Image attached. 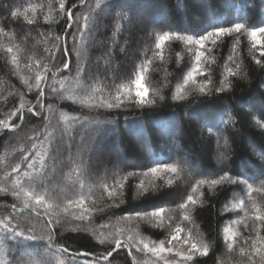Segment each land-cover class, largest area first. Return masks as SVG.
<instances>
[{
	"label": "trees",
	"instance_id": "16d2710c",
	"mask_svg": "<svg viewBox=\"0 0 264 264\" xmlns=\"http://www.w3.org/2000/svg\"><path fill=\"white\" fill-rule=\"evenodd\" d=\"M158 1L151 7L152 0H63L67 8L73 9L76 21L66 31L68 15L67 11L60 12L61 0H0V28L4 29L0 34V119L6 120L8 113L19 107L21 97L37 112L44 105L41 116L33 118L26 113L24 121L14 118L18 126L15 130H0V220L7 217L12 221L10 227L19 225L17 231L37 237L31 241L14 237L0 226V264H69L73 258L75 264H165V259L179 264L175 252L157 257L140 243L166 241L177 224L184 228V235L191 230L194 237L209 245V254L195 257L194 264H261V257L251 249L258 225L259 235L264 237V225L255 220L257 208L259 214H264V36L257 35L260 43L254 48L247 29L264 27V0ZM144 5L150 8L146 11ZM17 8L21 12L34 8V12H28L33 23L28 24L23 16L13 19L11 12ZM139 10L149 18L143 23L144 30L128 31ZM45 16L50 19L46 21ZM84 17L88 18L87 27L81 32ZM235 23L244 24L245 31L239 36L226 34L216 45L209 42L205 46L201 63L206 72H211L210 94L198 91L207 75L198 77L196 86L184 85L196 46L174 39L167 41L162 50L155 48L157 36L166 31L198 37L217 27L231 28ZM128 33L131 41L138 36L141 40L124 65L117 62L120 49L127 53V46L122 44ZM113 37L117 43L110 54L100 51L99 43ZM65 41L71 56L64 59L70 61L71 70H64L59 60L51 69H60L56 80L68 78L65 88L53 97L49 88L53 78L49 74L41 85L45 96L38 100L37 69L29 71L25 65L30 58L51 65L48 51L62 49ZM9 45L18 56L19 68L5 51ZM148 61L151 63L144 73V84L148 98L155 99V104L139 107L126 100L125 107L106 109L80 102L93 95L112 99L118 89L130 88L134 95L132 81ZM81 67L84 71L78 73ZM228 68L235 75H228ZM26 79L31 80L32 91L24 83ZM222 80L229 87L217 93L215 89L223 87ZM178 86H184L187 95L173 100ZM56 87L59 89V83ZM70 95L73 99L64 98ZM63 116L80 119L64 120ZM33 144L38 145L35 150ZM96 147L103 152V163L93 167L91 155ZM36 152L43 155V165L36 157V170L29 169L25 157L35 156ZM220 156L224 157L222 161ZM157 164L174 165L178 171L162 174L161 178L144 175ZM17 165L21 167L14 173ZM224 172L246 184L225 182L212 188L205 184L194 193L197 203L188 205L191 221H183L179 205L192 186ZM168 179L173 183L169 185ZM141 181L147 189L142 194L138 188ZM117 182L124 185L122 191L116 189ZM247 185L252 186L251 193ZM105 186L116 189L117 194L109 196ZM25 191L43 195L58 217L46 214L43 207L34 212L31 201L26 207ZM80 199L84 207L91 209L83 218L80 208L62 211L68 200ZM239 200L245 202L247 211H224ZM155 207L166 210L163 228L154 226L150 217H136V213H149ZM50 218L59 219L51 229L47 226ZM234 220L241 222L231 224L239 235L230 251L223 228ZM48 235L52 236L51 246L47 239H41ZM117 239L125 246L113 252ZM241 247L249 254L241 255ZM109 252L112 255L108 260H102ZM80 253L89 256L75 255Z\"/></svg>",
	"mask_w": 264,
	"mask_h": 264
},
{
	"label": "snow or ice",
	"instance_id": "6c2138e0",
	"mask_svg": "<svg viewBox=\"0 0 264 264\" xmlns=\"http://www.w3.org/2000/svg\"><path fill=\"white\" fill-rule=\"evenodd\" d=\"M83 2V0H82ZM99 6V5H97ZM29 10L35 11L34 8L31 9H25L23 12L20 11V9H15L11 12V17L13 19H17L20 16H23L24 19L28 22V24H32L33 20L28 18V12ZM67 11L68 15V29L66 31H70L72 28L73 23H76V21L73 19L74 12L72 8H67L63 0H61L60 3V12L64 13ZM50 16H45V20H49ZM87 17H84V24L80 27V31L82 32L84 28L87 27ZM245 31V25L241 23H235L231 28H225V27H217L213 31L206 32L204 35H199L198 37H194L192 35L188 36H181L176 32H163L162 34L158 35L155 42V48L157 50H162L164 44L167 41L170 40H183L187 45L196 46L195 47V55H194V61L193 66L191 70L187 73V75L184 77V85L192 84L193 86L197 85V78L203 77L205 75L208 76V79L204 82L199 84L198 91L201 94H210L209 88L211 85V72L210 70L206 72L205 67L202 65V59L205 55V46L207 43H212L213 45H216V43L219 41V39L226 34H237L239 36L240 33ZM248 35L252 38V40L255 42L253 44V47H256L257 43H260L257 40V35L260 34L264 36V27H250L247 29ZM0 34H4V29L0 28ZM237 43H239V40L237 39ZM0 47H3V45H0ZM233 48H235V45H233ZM6 53L10 56L11 62L16 65L17 68H19V59L18 56L14 53L13 47L11 45L7 46L5 49ZM57 53H59V57L57 56ZM158 56H160L161 59H163V56L160 52L157 53ZM262 55H264V50H262ZM48 56L52 59L53 63L51 65L45 64L40 60H36L34 62L31 61L30 63L25 65V67L31 71L32 68H36L37 71L35 73V88L39 92L38 100H41L45 96L44 89L41 87V85L44 83V81L48 78L49 74L53 78V83L49 85L50 93L53 97H57L60 95V91L65 88V81L68 80L67 77H63L60 80H56L57 72L60 71V69L57 68L56 72H52L51 69L55 67V64L57 60H59L60 63L63 64V69L70 71V61L64 59V57H70L71 52L68 49L65 41V46L61 48H57L56 52L48 51ZM179 58V57H178ZM151 61H148L146 64L141 65L139 70L135 74V79L132 81L133 85L135 86V92L133 95L132 89H118L116 95L112 99H105L103 95L100 97H95L94 95L91 97L85 96L84 99H82L80 102L82 104H87L88 107L93 108H106V109H113V108H122L125 107V101L127 100L129 103H134L136 106L143 107L145 105H153L156 103L155 99H149L148 98V89L144 84L145 75L148 71V64H150ZM257 63H260L258 60ZM84 69L78 68V73L83 72ZM228 75H235V73L232 71L231 68H228L227 70ZM21 79H24L21 77ZM24 83L28 86L29 91H32L33 85L30 79L24 80ZM59 83V89L56 87V84ZM223 87L216 88L215 91L217 93H220L224 91L229 85L225 83L223 80L221 81ZM95 91V89L93 90ZM157 96H159L160 100H163L164 97L160 96L159 93H156ZM187 95L186 89L184 86H178L176 89V93L173 95V100H182ZM66 99H73V97L67 96L64 97ZM41 112H37L35 108L33 107H27V105L24 102L23 97H21V103L19 107L13 109L8 113L7 119H0V130L5 131H12L15 130L18 126L14 122V118H19L21 121H24L27 116V114H30L31 117H39L43 113L44 105L41 104ZM49 108H51V105H48ZM45 120H48L49 117L45 116ZM62 119L64 120H73V121H79V117H67L63 116ZM264 127V125H261ZM38 147V145L33 144V149L35 150ZM36 157H39L41 164L43 165V155H41L40 152H36L35 156H27L25 157L27 163V167L29 169L36 170ZM264 159V156L261 157ZM21 165H17L16 168H13L14 173H18V170L20 169ZM178 171L177 167L174 165L169 164H157L155 167H151L147 170V172L144 173L145 176L151 175L153 177L161 178L162 174H176ZM25 175H29V173H25ZM131 175V174H130ZM124 179H127L125 177ZM169 185L173 183L172 179H168L166 181ZM245 183L244 180H238L237 178L232 177L228 172H224L222 175L218 176L216 179H203L198 180L195 185L192 186L191 193L187 195L186 200L179 205V208L181 210V218L183 221H191V216L187 214V208L188 205H195L197 203V199L194 196V193L198 191V189L202 188L205 184L209 185L210 188L215 187L216 185L222 184V183ZM17 184H20V181H16ZM124 185L122 183L117 182L116 189L122 191ZM153 189H155V185L152 186ZM106 190H108V187L105 186ZM138 188L141 190V194L147 189L145 188V185L143 181L138 185ZM249 193L253 191L251 185H247ZM116 189L108 190L109 196H115L117 194ZM14 195L19 196V192H14ZM202 195V193H201ZM24 196L27 198L25 206H29L28 202H34L32 205L33 211L36 212L40 207H43L44 212L46 214H51L52 216H57L58 213L54 211L53 205L46 202V199L43 195L37 194L32 191H25ZM15 207V206H13ZM59 207V206H57ZM80 208L82 209V217L83 214L90 213L91 209H88L84 207V200L80 199L77 201L68 200L66 205L63 207L62 211L64 213H67L69 211V208ZM253 208H256L255 204H253ZM236 209H241L244 211H247L245 207V202L243 200H239L232 204L231 208L228 206L225 207L224 211H235ZM165 208L163 207H155L151 212L149 213H136V217L139 220H143L146 217H150L155 223L154 226L156 227H165ZM257 215L255 216V220L259 221L261 225H264V214H259V209H256ZM170 219V218H168ZM241 221L234 220L229 222V224H226L223 228V234H224V240L227 245V248L231 251L234 249V246L236 244L237 237L239 233L235 231L231 224H238ZM12 221L5 217L3 220H0V226H3L4 229L9 232L14 237L23 238L26 240H35L37 237L32 234L25 235V232L23 230L17 231L16 229L19 227V225H15L10 227ZM55 223H59V219H56L55 221L53 219H49L47 226L51 229L54 227ZM169 228H171V225H167ZM102 227H106V225H102ZM259 225L257 226V236L256 239L252 242V253L259 255L261 257V264H264V237H260L259 235ZM29 233H31V229L28 230ZM131 238V237H130ZM41 239H47L49 246L52 245L53 240L52 236L48 235L47 237H41ZM141 244H143V249L153 253L157 257H162V254L165 253H173L175 252V255L180 257L179 264H186V262H193L194 264V258L197 256L205 257L209 254V245L206 242H203L200 239H197L194 237L191 233V230L188 231L187 235H184V228L181 227L179 224L176 225L175 228H171L169 237L166 241H160V242H154L151 245L148 243H145L143 240L140 241ZM116 248L113 249V252H115L117 249L124 247L125 245L119 240H115ZM58 251L67 252V249H58ZM131 254V252H130ZM240 254L241 255H248L249 253L247 250L243 247L240 248ZM75 255H87L84 253L75 254ZM112 255V252H109L106 256L101 257L102 260L107 261L108 257ZM69 264H75V258H73ZM165 264H177L176 261L165 259Z\"/></svg>",
	"mask_w": 264,
	"mask_h": 264
},
{
	"label": "rangeland",
	"instance_id": "374dc122",
	"mask_svg": "<svg viewBox=\"0 0 264 264\" xmlns=\"http://www.w3.org/2000/svg\"><path fill=\"white\" fill-rule=\"evenodd\" d=\"M157 2L159 3L158 0H152L151 7H153L154 5L157 6L158 5ZM140 3H141V1H140ZM144 8L147 11L150 8V6L144 5ZM145 15H146V13H144L141 10L136 12L134 17H132L135 20L131 19V26L128 27V31H130V29H132V31H136L137 33H139L142 30H144L145 27H144L143 23H144V21L148 22V19H149L148 16L146 17ZM146 18H148V19H146ZM123 39H125V40H124L122 45L123 46H125V45L127 46V50H126L127 53L121 52V49H120L119 50L120 57H119V61L117 63L125 65V63H127L129 61V59L131 58V56L135 53L134 52L135 49L140 45L141 37L138 36L137 39L132 38L133 41H131V37L129 36V33H128V34H124V38ZM116 43H117V40H116L115 37H113L112 39L109 40V42H104V43L101 42V43H99V50L102 51V52H107V54H108L110 52L109 50H111V48ZM110 58H111L110 59L111 64L114 65V59L112 57H110ZM100 60H102V59H100ZM98 61H99V59H98ZM113 69H114V67L112 66V70ZM134 92H135V86H134ZM257 107H258L259 110H261L263 108V106H261V104H258ZM263 109H262V111H263ZM102 156H103V152H102L101 148L100 147H96L95 150H94V153H92V155H91V158L93 160V162H92L93 163L92 164L93 167H97V166H99L100 164L103 163ZM223 158L224 157H221V156L219 157V159L221 161L223 160ZM120 162H121V160H118V164Z\"/></svg>",
	"mask_w": 264,
	"mask_h": 264
},
{
	"label": "bare ground",
	"instance_id": "6f19581e",
	"mask_svg": "<svg viewBox=\"0 0 264 264\" xmlns=\"http://www.w3.org/2000/svg\"><path fill=\"white\" fill-rule=\"evenodd\" d=\"M79 256V255H78Z\"/></svg>",
	"mask_w": 264,
	"mask_h": 264
}]
</instances>
